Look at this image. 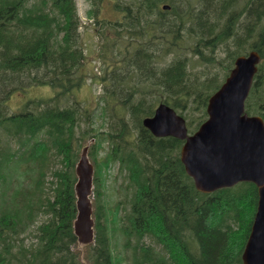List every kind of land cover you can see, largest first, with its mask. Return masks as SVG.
Instances as JSON below:
<instances>
[{"label":"trees","instance_id":"16d2710c","mask_svg":"<svg viewBox=\"0 0 264 264\" xmlns=\"http://www.w3.org/2000/svg\"><path fill=\"white\" fill-rule=\"evenodd\" d=\"M87 1L102 66L95 102L105 130L97 132L93 111L73 95L90 77L76 0H0V264H117L102 164L122 175L113 229L125 264H243L255 184L198 190L180 160L183 140L153 136L142 119L165 103L194 132L235 58L256 50L245 111L264 120V0H111L114 19L100 17L102 0ZM181 40L202 74L178 50ZM214 63L222 74L211 71ZM31 87L53 93L14 110L12 93ZM93 138L94 240L83 245V260L73 249L74 165ZM29 225L34 241L26 245L19 235Z\"/></svg>","mask_w":264,"mask_h":264},{"label":"water","instance_id":"95a60500","mask_svg":"<svg viewBox=\"0 0 264 264\" xmlns=\"http://www.w3.org/2000/svg\"><path fill=\"white\" fill-rule=\"evenodd\" d=\"M259 62L255 50L236 57L234 67L208 98L206 120L192 134L187 133L184 118L165 103L142 119L154 136L184 140L180 160L198 190L212 192L241 181L256 185L258 201L241 254L243 264H264V121L258 115H248L244 105ZM87 151V146L81 149L74 166L73 232L81 244L94 240L93 164Z\"/></svg>","mask_w":264,"mask_h":264},{"label":"rangeland","instance_id":"374dc122","mask_svg":"<svg viewBox=\"0 0 264 264\" xmlns=\"http://www.w3.org/2000/svg\"><path fill=\"white\" fill-rule=\"evenodd\" d=\"M76 3H77L78 14L80 15V20H81L80 29H79L80 40L84 46V53L86 55L84 64L86 66V70H88V73H90V77L89 78L88 76L86 77L87 79H86L85 84L81 86L79 89H75L73 91V95L77 97L79 101H81V103L85 106L87 110L93 111V115L95 116L93 127L95 128V131L96 132L103 131L105 130V127L100 126V124L102 123V120H101L102 118L99 114L98 108H96V102H95L96 95L101 91V86L99 85L101 82L99 80V75L102 72L101 70L102 66L98 58L99 47L97 46L98 45L97 41H99V37L95 35V31L93 29V26L91 25L92 17H89V15H87V12L90 6L89 2L87 0H76ZM111 3H112L111 0H102L101 5H100V10H99L101 18L114 19L116 17L114 16L116 12L115 10L112 9ZM190 47L191 46L187 41L181 40V43L178 45V50L182 51L184 56L189 54L191 56V60L189 61L191 70L202 74L203 66L202 65H201L202 67L198 66L199 59H197V57L193 53H191V50H189ZM205 52L207 53L208 50H205ZM214 66H216V68L211 67L210 68L211 71L217 70L219 71L218 73L219 75L222 74V72L224 71L222 67L216 63H214ZM52 93H53L52 89L49 87H31L28 89V91L25 92V94L21 91L12 93L10 99L8 100V103L14 110H18L19 109L18 106L21 102L24 103L26 100L33 98V97L45 98L51 95ZM156 93L159 94L157 90H156ZM72 99H73L72 97H69V102L72 101ZM83 127H87V124L83 125ZM5 138H6L5 135L0 130V139L4 140ZM94 141L95 139L93 138V139L87 140L85 143L89 147L90 144L93 143ZM105 150H106L105 145L99 150V154L101 157L104 156L103 154L105 153ZM89 160L93 164V168H94L93 177H94L96 167L90 157H89ZM55 164L57 163L55 159H53L52 167H54ZM49 171H51V169ZM100 172L102 174V179L104 181V186H103V189L105 192L104 202H105L106 209H108L106 214L109 219V225H112V228H111L112 233L115 235L112 238L113 253L117 255L116 257L117 264H125L126 261L124 257H122V254L124 255L123 249L121 246L122 238L119 236L117 230L113 229L114 228L113 216L116 211V205L118 203V199L120 198V195H121V192L119 189V183L122 181V175L119 173L117 169V165H114V164L110 165L107 168L105 167V164H102L100 166ZM17 174H20V172H18ZM21 177L22 176H20V178ZM47 178H48V181H47V185H48L49 181L51 180L50 174L47 175ZM28 186L29 188L31 187V185H28ZM93 189H94V185H93ZM1 197H2V191H0V200H1ZM92 198L93 196H91V199ZM120 214H121V211L119 212V217H120ZM38 217H39L37 218L38 222L41 221V219L42 220L44 219V216L42 213H38ZM33 229H34V225H29L25 228L24 231L20 232L19 237L24 239V243L26 245H28L31 241H34ZM145 242H148V240L145 239ZM73 249L75 251H78L79 256L83 260L87 256V249L86 247L83 246V244L77 243L76 245L73 246Z\"/></svg>","mask_w":264,"mask_h":264}]
</instances>
